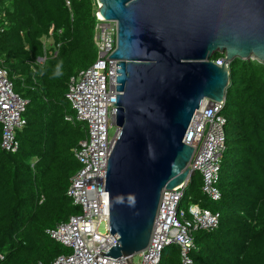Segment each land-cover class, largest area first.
Listing matches in <instances>:
<instances>
[{
    "label": "trees",
    "instance_id": "1",
    "mask_svg": "<svg viewBox=\"0 0 264 264\" xmlns=\"http://www.w3.org/2000/svg\"><path fill=\"white\" fill-rule=\"evenodd\" d=\"M96 12L97 0L0 1V67L29 102L27 126L15 132L17 154L2 148L0 120V264H53L71 254L47 231L82 213L68 190L81 170L75 151L89 127L76 119L67 96L98 59ZM230 70L221 112L227 120L222 200L203 195L196 172L179 207L184 223L193 220L192 204L221 215L216 230L194 233L192 264H264V64L236 59ZM160 264H182L179 246L166 247Z\"/></svg>",
    "mask_w": 264,
    "mask_h": 264
},
{
    "label": "water",
    "instance_id": "2",
    "mask_svg": "<svg viewBox=\"0 0 264 264\" xmlns=\"http://www.w3.org/2000/svg\"><path fill=\"white\" fill-rule=\"evenodd\" d=\"M1 1V0H0ZM116 21V124L106 199L117 244L132 257L150 244L164 191L193 175L189 127L207 100L224 104L236 59L264 64V0H97ZM222 55V65L214 57ZM98 257V256H97Z\"/></svg>",
    "mask_w": 264,
    "mask_h": 264
},
{
    "label": "built area",
    "instance_id": "3",
    "mask_svg": "<svg viewBox=\"0 0 264 264\" xmlns=\"http://www.w3.org/2000/svg\"><path fill=\"white\" fill-rule=\"evenodd\" d=\"M115 28L104 24L96 28L95 42L98 59L88 70L73 80L68 99L76 112V119L88 124V138L80 143L75 156L81 170L72 178L68 195L83 208V214L68 223L48 231L53 239L70 248L73 253L63 255L53 264H127L107 254L118 242L111 234L110 214L106 199L108 161L120 137L116 126L117 63L110 59L117 48ZM43 60H39L42 63ZM1 64V62H0ZM222 65L221 62H218ZM29 102L14 91L9 73L0 67V120L6 128L2 144L5 150H16L15 131L25 127L23 118ZM225 103L207 100L196 113L185 142L194 148L190 168L203 176V193L213 201L221 199L218 189L223 156L227 150L225 127L227 120L221 115ZM72 121V117L67 118ZM116 127L113 135L110 131ZM187 185L175 191H164L155 229L147 249L134 256V264H159L162 251L171 245L179 246L182 264H192L190 257L196 249L194 233L198 230L214 231L219 226V214H212L199 206H192L189 213L193 220L182 221L184 212L179 210ZM98 256V257H97ZM4 256L0 254V262ZM43 264V263H38Z\"/></svg>",
    "mask_w": 264,
    "mask_h": 264
},
{
    "label": "clouds",
    "instance_id": "4",
    "mask_svg": "<svg viewBox=\"0 0 264 264\" xmlns=\"http://www.w3.org/2000/svg\"><path fill=\"white\" fill-rule=\"evenodd\" d=\"M98 11H99V6H98V2H97V12H96V18H97V24H96V27H95V37H96V28H97V25L98 24H104L105 26H106V28L107 29H110V28H115V31H116V42H117V30H118V23L116 22V21H108V20H103V18L99 15V13H98ZM94 37V38H95ZM96 43V42H95ZM40 60V59H39ZM39 60H38V62H39ZM41 60H43V62L42 63H44L45 62V60H46V58L44 57V58H41ZM218 62H221L222 63V61H218ZM218 62L216 61V64H218ZM96 63V62H95ZM94 63V64H95ZM260 63V62H259ZM61 64H62V62H61ZM61 64H58L57 66H56V72H55V75H57V76H59V75H61L62 73H61ZM93 64V65H94ZM219 65V64H218ZM10 77V76H9ZM12 81V80H11ZM68 94H69V92H68ZM18 95V94H17ZM18 96H20V95H18ZM21 97V96H20ZM22 98V97H21ZM67 98H68V96H67ZM22 99H24V98H22ZM24 100H26V99H24ZM69 100V99H68ZM27 101V100H26ZM226 104V103H225ZM29 105V104H28ZM73 108V107H72ZM26 112H27V110H26ZM26 112H25V114H26ZM198 112V111H197ZM25 114H24V116H23V118L26 120V125H25V127L27 126V119H26V117H25ZM196 116V115H195ZM68 117H71V116H67V118ZM194 119H195V117L193 118V121H194ZM115 120H116V118H115ZM68 121V120H67ZM193 121H192V123H193ZM191 123V124H192ZM87 124V123H86ZM116 126H117V124H116ZM191 126V125H190ZM25 127H23V128H25ZM118 127V126H117ZM23 128H21V129H23ZM190 128V127H189ZM21 129H17L16 131H18L19 132V130H21ZM121 129V128H120ZM15 131V132H16ZM16 141L18 142V145L20 144V142L16 139ZM18 147V146H17ZM226 147H227V144H226ZM8 151V150H7ZM9 152H10V154H17L19 151H18V148L14 151V150H9ZM224 157V156H223ZM191 165V164H190ZM189 168H190V166H189ZM190 170H191V168H190ZM191 173L194 175L196 172H193L192 170H191ZM198 173H200V172H198ZM201 174V173H200ZM192 175V176H193ZM192 176L188 179V181L186 182V184L185 185H187L186 186V189H185V194H186V190H187V187H188V185H189V183H190V181H191V178H192ZM201 176H202V174H201ZM203 177V176H202ZM220 179H221V172H220ZM219 183H220V181H219ZM184 186V185H183ZM71 187V186H70ZM70 189V188H69ZM218 189H219V191H220V193H221V199L219 200V201H221L222 200V192H221V190H220V188H219V184H218ZM68 192H69V190H68ZM202 193H203V185H202ZM203 195L204 196H206L204 193H203ZM70 197V196H69ZM185 197V196H184ZM207 197V196H206ZM71 198V197H70ZM209 200H211L209 197H207ZM73 199V198H72ZM184 199V198H183ZM211 201H213V200H211ZM219 201H213V202H219ZM77 206H79V205H77ZM192 206H199L201 209H203V210H207V211H209L210 213H212V214H218V213H215V212H213V211H210V210H208V209H204V208H202L199 204H192L190 207H189V209H188V212L190 211V209H191V207ZM81 209H82V213H80L79 215H77V216H73V217H78V216H81L82 214H83V208L81 207V206H79ZM73 217H71V219L73 218ZM70 219V220H71ZM220 219H221V215L219 214V225H220ZM70 220H68V221H66V222H64V223H62V224H65V223H68ZM62 224H60V225H62ZM59 225V226H60ZM59 226H57V227H59ZM56 227V228H57ZM219 227V226H218ZM55 228V229H56ZM55 229H53V230H55ZM217 229V228H216ZM215 229V230H216ZM48 231H52V230H48ZM48 231H47V234H49L48 233ZM205 231H208V230H205ZM210 232V231H209ZM50 235V234H49ZM51 236V235H50ZM52 238V237H51ZM53 239V238H52ZM53 240H55V239H53ZM56 241V240H55ZM56 242H58V241H56ZM118 242V241H117ZM59 244H61L60 242H58ZM61 245H63V244H61ZM118 245H119V243H118ZM64 246V245H63ZM64 247H66V246H64ZM66 248H68V247H66ZM70 251H71V254L73 253V251L70 249V248H68ZM147 249V248H146ZM163 252V251H162ZM141 253V252H140ZM139 254V253H138ZM70 255V254H69ZM135 255H137V254H135ZM134 255V256H135ZM63 256V255H62ZM134 256L132 257V264H134V261H135V259H134ZM162 256V255H161ZM61 257V256H60ZM124 259V258H123ZM125 260V259H124ZM161 260H162V257H161ZM126 261V260H125ZM127 263V262H126ZM160 263H161V261H160ZM159 263V264H160Z\"/></svg>",
    "mask_w": 264,
    "mask_h": 264
},
{
    "label": "rangeland",
    "instance_id": "5",
    "mask_svg": "<svg viewBox=\"0 0 264 264\" xmlns=\"http://www.w3.org/2000/svg\"><path fill=\"white\" fill-rule=\"evenodd\" d=\"M115 130H116V127H113V129L110 131V134L113 135L114 132H115ZM137 261H138V259L136 258V259H135V262H137Z\"/></svg>",
    "mask_w": 264,
    "mask_h": 264
},
{
    "label": "crops",
    "instance_id": "6",
    "mask_svg": "<svg viewBox=\"0 0 264 264\" xmlns=\"http://www.w3.org/2000/svg\"><path fill=\"white\" fill-rule=\"evenodd\" d=\"M49 45V44H48Z\"/></svg>",
    "mask_w": 264,
    "mask_h": 264
}]
</instances>
